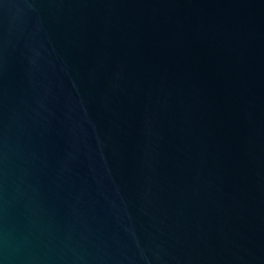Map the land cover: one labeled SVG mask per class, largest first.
I'll use <instances>...</instances> for the list:
<instances>
[{
    "label": "water",
    "instance_id": "obj_1",
    "mask_svg": "<svg viewBox=\"0 0 264 264\" xmlns=\"http://www.w3.org/2000/svg\"><path fill=\"white\" fill-rule=\"evenodd\" d=\"M0 264H264V0H0Z\"/></svg>",
    "mask_w": 264,
    "mask_h": 264
}]
</instances>
